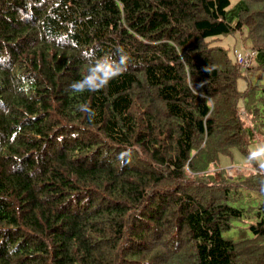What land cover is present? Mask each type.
<instances>
[{"label": "trees", "instance_id": "1", "mask_svg": "<svg viewBox=\"0 0 264 264\" xmlns=\"http://www.w3.org/2000/svg\"><path fill=\"white\" fill-rule=\"evenodd\" d=\"M232 2L0 0V264H264V172L221 165L264 139V0Z\"/></svg>", "mask_w": 264, "mask_h": 264}, {"label": "clouds", "instance_id": "2", "mask_svg": "<svg viewBox=\"0 0 264 264\" xmlns=\"http://www.w3.org/2000/svg\"><path fill=\"white\" fill-rule=\"evenodd\" d=\"M127 62L128 53L122 46L115 49V54L95 57L89 60L86 73L70 83L69 90L74 94L99 91L126 70ZM260 155H264V147L250 152L249 159H256Z\"/></svg>", "mask_w": 264, "mask_h": 264}, {"label": "rangeland", "instance_id": "3", "mask_svg": "<svg viewBox=\"0 0 264 264\" xmlns=\"http://www.w3.org/2000/svg\"><path fill=\"white\" fill-rule=\"evenodd\" d=\"M237 0H233L232 4H234ZM219 45L225 47L226 49L229 50L230 56L233 57V50H243L244 52L249 51L247 49V38H246V33H241L238 32L236 34H230V35H225L221 37V40L219 41ZM234 51V54H235ZM247 53V52H246ZM242 70H245V68H242ZM249 79H240L239 81V87L240 89H243L246 87L248 84ZM250 80L253 83L257 82V79L255 77H250ZM264 82V79L263 81ZM242 115L245 117V112L244 110L241 111ZM264 147V139L258 140L250 145V152H252L255 149ZM251 163H255L261 171L264 172V155L258 156L254 161L252 162L247 155L244 153H241L238 149H233L232 154L230 156H223L221 158V165L226 168L224 169L226 173L229 176H235L236 174L240 173H249V172H258L257 168L255 166L250 165ZM222 169V168H220ZM250 198L246 197L245 201H249Z\"/></svg>", "mask_w": 264, "mask_h": 264}, {"label": "built area", "instance_id": "4", "mask_svg": "<svg viewBox=\"0 0 264 264\" xmlns=\"http://www.w3.org/2000/svg\"><path fill=\"white\" fill-rule=\"evenodd\" d=\"M246 52H244L243 50H241V51L236 50L235 51L236 62L238 64V66H240L241 68L248 67L251 64V62L254 58V55H255V53L252 52L251 50L246 51Z\"/></svg>", "mask_w": 264, "mask_h": 264}, {"label": "bare ground", "instance_id": "5", "mask_svg": "<svg viewBox=\"0 0 264 264\" xmlns=\"http://www.w3.org/2000/svg\"><path fill=\"white\" fill-rule=\"evenodd\" d=\"M239 10V9H238ZM150 36V35H149ZM22 41V40H21ZM21 48V47H20ZM22 53V52H21ZM20 53V54H21ZM18 56V55H17ZM256 56V55H255ZM22 57V56H21ZM255 58V57H254ZM29 61V60H28ZM216 61V60H215ZM144 62V61H143ZM20 64V63H19ZM25 64V63H24ZM219 64V63H218ZM212 65V64H211ZM17 69V68H16ZM247 86V85H246ZM220 92V91H219ZM139 95V94H138ZM136 96V95H135ZM226 96V95H225ZM160 97V96H159ZM140 98V97H139ZM129 108V107H128ZM127 108V109H128ZM163 123V122H162ZM170 126V125H169ZM182 126V125H181ZM180 128V127H179ZM59 129V128H58ZM88 131V130H87ZM155 131V130H154ZM162 131V130H161ZM211 132V131H210ZM216 132V131H215ZM79 133V132H78ZM103 133V132H102ZM161 134V133H160ZM56 135H57V133H56ZM78 135V134H77ZM158 136V135H157ZM90 140V139H89ZM169 143V142H168ZM240 143V142H239ZM85 144V143H84ZM226 146V145H225ZM239 146V145H238ZM148 155V154H147ZM208 156V155H207ZM89 157V156H88ZM148 160V159H147ZM96 162V161H95ZM93 163V162H92ZM69 171V170H68ZM68 173V172H67ZM70 175V174H69ZM203 181V180H202ZM45 192V191H44ZM53 192V191H52ZM4 195V194H3ZM61 197V196H60ZM50 198V197H49ZM62 198V197H61ZM5 199V198H4ZM51 199V198H50ZM49 201V200H48ZM41 204V203H40ZM49 204V203H48ZM168 211V210H167ZM169 218V217H168ZM171 223V222H170ZM169 225V224H168ZM170 227V226H169ZM149 229V228H148ZM156 229V228H155ZM153 232V231H152ZM153 234V233H152ZM151 234V235H152ZM180 249H181V247H180ZM182 250V249H181ZM187 252H188V250H187ZM116 260V259H115ZM185 261V260H184Z\"/></svg>", "mask_w": 264, "mask_h": 264}]
</instances>
